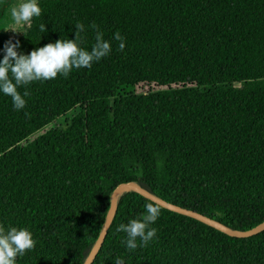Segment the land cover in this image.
I'll list each match as a JSON object with an SVG mask.
<instances>
[{"label":"trees","instance_id":"obj_1","mask_svg":"<svg viewBox=\"0 0 264 264\" xmlns=\"http://www.w3.org/2000/svg\"><path fill=\"white\" fill-rule=\"evenodd\" d=\"M38 4L41 15L11 38L19 53L75 39L77 23L81 47L94 45L95 24L111 52L67 78L20 87L30 93L22 110L0 92V224L27 228L36 241L16 264H80L120 181L136 180L231 228L264 218V0ZM147 203L161 209L156 236L129 251L116 229ZM118 257L264 264V229L229 235L126 191L90 264Z\"/></svg>","mask_w":264,"mask_h":264},{"label":"clouds","instance_id":"obj_2","mask_svg":"<svg viewBox=\"0 0 264 264\" xmlns=\"http://www.w3.org/2000/svg\"><path fill=\"white\" fill-rule=\"evenodd\" d=\"M41 11L38 0H22L11 8L10 14L16 25L30 26L33 17L40 16ZM91 27L96 29V36L90 50L80 46L84 39L80 33L85 31L82 23L75 25V39L61 38L55 43L36 48L27 55L17 51L20 47L19 41L13 43L9 39L4 44L5 55L0 60V92L12 98L15 110L24 109L25 97L30 95L27 90L21 94L18 91L20 87L26 89L34 81L55 79L58 74L67 78L73 68H91L94 62H99L111 52V44L103 38V33L95 24ZM40 28L42 32L46 31L45 25L42 24ZM114 39L120 41L119 49L123 51L124 37L116 32ZM145 210V214L139 218H133L127 224L122 223L116 229L117 232L127 234L123 243L129 251H134L137 247H146L156 236L157 229L151 225L159 218L161 209L154 203H147ZM35 244L36 241L27 228L9 227L6 230L4 225L0 224V264H16L17 257L32 250ZM115 264H124V260L118 257Z\"/></svg>","mask_w":264,"mask_h":264},{"label":"water","instance_id":"obj_3","mask_svg":"<svg viewBox=\"0 0 264 264\" xmlns=\"http://www.w3.org/2000/svg\"><path fill=\"white\" fill-rule=\"evenodd\" d=\"M126 191H134L139 193L140 195L150 199L151 201L159 204L160 206L179 212L181 214H185L191 217H194L222 232H225L229 235L233 236H249L251 234H254L262 229H264V218L254 224L251 227H248L246 229H236L231 228L229 226H226L225 224L221 223L215 218L209 217L203 213H200L194 209L187 208L184 206H180L178 204H175L173 202L167 201L160 197L159 195L153 193L152 191L148 190L146 187L142 186L138 181L136 180H126V181H120L116 183L113 188L111 189L109 193V200H108V206L104 214V218L102 220L101 226L98 230V233L93 240L91 246L89 247L88 251L86 252L84 258L82 259L80 264H90V262L93 260L98 248L100 247L102 240L104 238V235L106 233V230L113 218V215L115 213V207H116V201L123 193ZM108 210V211H107Z\"/></svg>","mask_w":264,"mask_h":264},{"label":"rangeland","instance_id":"obj_4","mask_svg":"<svg viewBox=\"0 0 264 264\" xmlns=\"http://www.w3.org/2000/svg\"><path fill=\"white\" fill-rule=\"evenodd\" d=\"M22 2V0H0V56L5 55L4 44L17 33L23 32L27 25H16L11 18V8ZM15 30L17 32H13ZM57 123H62L63 119L57 117Z\"/></svg>","mask_w":264,"mask_h":264}]
</instances>
